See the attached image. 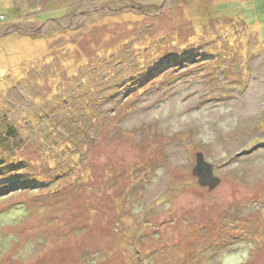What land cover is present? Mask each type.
<instances>
[{"label":"rangeland","instance_id":"374dc122","mask_svg":"<svg viewBox=\"0 0 264 264\" xmlns=\"http://www.w3.org/2000/svg\"><path fill=\"white\" fill-rule=\"evenodd\" d=\"M0 140V264H264V0H0Z\"/></svg>","mask_w":264,"mask_h":264},{"label":"water","instance_id":"95a60500","mask_svg":"<svg viewBox=\"0 0 264 264\" xmlns=\"http://www.w3.org/2000/svg\"><path fill=\"white\" fill-rule=\"evenodd\" d=\"M193 173L198 177L201 185L210 189H214L221 182V177L215 173L213 164L206 160L202 151L197 152V164Z\"/></svg>","mask_w":264,"mask_h":264},{"label":"trees","instance_id":"16d2710c","mask_svg":"<svg viewBox=\"0 0 264 264\" xmlns=\"http://www.w3.org/2000/svg\"><path fill=\"white\" fill-rule=\"evenodd\" d=\"M14 1V0H13ZM13 132V130H7L6 131V133H5V137H7V138H16L17 137V134H15V133H12ZM2 141L0 140V143H1ZM3 142H5V140L3 141ZM6 145H9V146H12V142H7L6 143ZM5 160V158L2 156L1 157V159H0V162L2 163V161H4ZM4 165V164H3ZM2 164H1V166H3ZM12 166V165H11ZM23 172V171H22ZM27 181H29V180H27Z\"/></svg>","mask_w":264,"mask_h":264}]
</instances>
